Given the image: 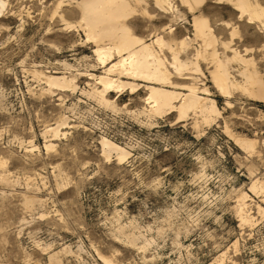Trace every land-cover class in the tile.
Wrapping results in <instances>:
<instances>
[{
	"label": "rangeland",
	"instance_id": "obj_1",
	"mask_svg": "<svg viewBox=\"0 0 264 264\" xmlns=\"http://www.w3.org/2000/svg\"><path fill=\"white\" fill-rule=\"evenodd\" d=\"M128 1L138 10L126 22L134 36L187 39L180 57L188 62L201 54L198 71L169 70V78L214 100L219 114L155 116L143 87L110 93L109 106L84 94L99 90L88 76L104 69L80 23V0H8L0 13V264H264V101L240 90L222 96L211 56L251 50L264 83L263 26L240 21L232 0H203L194 11L167 0L164 13L152 0ZM195 19L207 21L213 47L197 37ZM230 67L241 83L239 66ZM54 72L74 79L76 91H49ZM64 120L58 137L44 134ZM103 138L128 159H107Z\"/></svg>",
	"mask_w": 264,
	"mask_h": 264
},
{
	"label": "bare ground",
	"instance_id": "obj_2",
	"mask_svg": "<svg viewBox=\"0 0 264 264\" xmlns=\"http://www.w3.org/2000/svg\"><path fill=\"white\" fill-rule=\"evenodd\" d=\"M7 1L0 0V13ZM152 1L159 12H165L167 0ZM202 1L181 0L190 11H194V7L199 6ZM230 2L234 4L235 11L239 13L240 21L247 18L248 24L258 23L264 28L262 20L264 9L259 0H232ZM62 4V2L59 4L58 9ZM78 6L81 9L80 23L83 25L87 43L94 46V57L104 69L99 77L88 76L90 80H96L100 87L99 90L84 94L96 96L103 104L109 106L114 103L108 98L110 93L120 95L124 90L134 93L143 87L149 93L146 105H149V112L155 116L176 113L177 120L180 122L191 114L199 113L205 119L219 114L215 101L210 99V102L200 96L197 88L175 85L170 81L169 70H173L179 76H182V72L191 66L198 71L197 61L201 57L199 52L195 59L189 62L180 57L189 50L190 44L187 39L176 44L173 37H170L171 41L167 42L162 36H158L152 42L134 36L126 22L132 16L137 15L138 10L128 0H80ZM194 27L197 37L203 40L205 47H213L215 39L207 21L195 19ZM228 48L230 49L229 46ZM262 49L264 50V47ZM250 53L251 50L248 49L244 51V54L234 51L232 59L225 57L224 60H219L216 51H213L211 56L215 71L212 78L215 88L222 96L230 97L234 90H240L251 100L264 101V83L254 60L247 58ZM165 54H169L171 60ZM231 63L239 66L236 72L242 79V82L239 81L241 83L232 80ZM56 74L54 72V75L44 76L49 91L52 89L61 92L76 91L74 79L55 76ZM180 79L188 80V77H180ZM204 93L207 94L208 91L202 90L201 95ZM68 126L67 120H64L56 127L48 128L44 134L50 133L56 138L59 132L61 133L60 130L68 129ZM241 144L247 148L252 147L248 141L241 142ZM100 146L107 159L115 157L116 161L124 163L130 156L129 151L107 138L102 139ZM51 148L53 144L48 143L46 149Z\"/></svg>",
	"mask_w": 264,
	"mask_h": 264
},
{
	"label": "built area",
	"instance_id": "obj_3",
	"mask_svg": "<svg viewBox=\"0 0 264 264\" xmlns=\"http://www.w3.org/2000/svg\"><path fill=\"white\" fill-rule=\"evenodd\" d=\"M108 136H109L110 138L114 139V140H118V139H119L118 136H117V134H116L115 132L109 134Z\"/></svg>",
	"mask_w": 264,
	"mask_h": 264
}]
</instances>
